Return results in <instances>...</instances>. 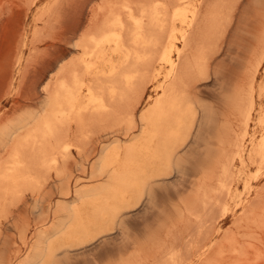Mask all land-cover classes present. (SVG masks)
<instances>
[{
	"label": "bare ground",
	"instance_id": "bare-ground-1",
	"mask_svg": "<svg viewBox=\"0 0 264 264\" xmlns=\"http://www.w3.org/2000/svg\"><path fill=\"white\" fill-rule=\"evenodd\" d=\"M111 2L108 8L102 9L104 23H99L100 29L97 25L98 30L92 28L94 31L91 32L90 29V32L78 41L80 57H75L76 61L67 63L64 70L56 73L55 81L48 82L44 87L46 97L41 114L33 119V123L28 127L26 126L29 124L20 123L19 126L0 132V139L13 141L5 160L0 164V206L4 207L7 200L25 196L24 191H42L41 187L46 180L51 179L52 172L58 178L63 177L66 168L60 169V164H64L63 161L72 156L73 149H80L78 141V144H75L71 140L73 135L78 137L75 133L80 129H74L75 133L69 138L59 131L60 127H84L80 133L85 135V124L92 120L87 119V116L108 115L116 123L124 121L132 132L126 134L123 145L120 144V139L114 141L112 146L103 145L92 162L91 178L95 181L103 179L104 183L72 190L65 181L70 178L64 180V177L61 180L64 185H60V196L72 198L66 206L56 208L64 213V219L52 228V231L39 232L37 243L20 264L52 263L57 253L67 251L76 243L83 244L97 235L110 232L125 213L135 206L132 205L133 202L138 203L143 197L150 196L152 185L162 180L161 175L165 169L177 166L178 153L191 137L198 121L199 106L196 100L194 102L192 99V91L200 81L210 75L212 59L218 51L220 52L217 47L220 48L219 43L225 39L234 23L241 0ZM50 8L51 5L47 10L52 13ZM43 14L45 15V12ZM253 41L254 45L241 78L234 86L228 101V119L233 120L232 123L240 128L241 134L242 131L247 132L253 124L254 127L260 128L259 135L252 133L253 136L247 144H243L241 136V139L238 138L234 128L220 129L222 132L221 135L218 134L214 158L200 171L201 176L197 177L198 181L194 184L195 188L190 192V196H187L188 200L183 201L184 205L176 209L177 217L165 231L164 238L159 243L155 241L157 244L154 246L153 243L149 245L160 256L154 258V264H214L213 255L219 254L223 245L230 240L227 235L215 243L211 233L213 226L221 221L226 213V197L232 198L234 195L231 194L232 161L237 158L241 166L249 162L256 166L258 170L254 178H257L259 171L261 173L264 168V111L258 109L257 103L264 94V86L258 84L260 70L264 64V22L253 35ZM146 85L152 87L149 95ZM144 101L143 108L136 112ZM117 103L126 105L120 109L115 106ZM225 125L232 128L226 123ZM22 130L21 135H17V131ZM90 131H87L88 134H91ZM134 131H138V134L134 135ZM67 133L66 135H69ZM40 170H43L44 178ZM49 172L51 174L48 178L46 176ZM245 178L249 179L247 175ZM192 184L189 185V190ZM244 187L245 198L234 205L243 209L239 222L245 221V229L256 233L258 228L264 230V187L263 191L260 189L261 192L256 193L255 198L258 200L255 199L254 202L257 204L251 202L255 205L250 203L248 206L247 198L253 194L254 188L250 184ZM33 192L29 193L33 195ZM37 199L40 198L34 199L35 202ZM38 202L40 201L37 200ZM13 206L15 207V204ZM3 215L0 208V220ZM191 224V227L194 226L191 228V234L181 230L182 226ZM235 224L238 226L237 222ZM254 237L257 242L260 240L258 236L254 235L253 239ZM230 242L234 243L235 240ZM249 246L245 250H248ZM240 248L244 250L243 246ZM222 250L224 254L225 250ZM139 258L141 254L120 264H143L141 261L146 260L139 261Z\"/></svg>",
	"mask_w": 264,
	"mask_h": 264
},
{
	"label": "rangeland",
	"instance_id": "rangeland-1",
	"mask_svg": "<svg viewBox=\"0 0 264 264\" xmlns=\"http://www.w3.org/2000/svg\"><path fill=\"white\" fill-rule=\"evenodd\" d=\"M111 1L113 0H59L58 2L57 0H0V132L13 126H19L20 123L29 124L26 126L28 127L33 123V119H36L41 114L46 97L44 87L48 82L55 81L56 73L64 70L67 63L76 61L75 57H80L81 52L78 50L77 45L82 40V36H85L87 32L96 31L98 27L100 29L104 23V11L102 9L108 8L111 5L110 3H112ZM50 5V10H53L52 13L50 12L51 14L47 10ZM263 8L264 0H241L234 23L228 30L225 39L219 43L220 48L217 47L220 52L218 51L214 56L215 58L212 59L210 75L207 79L200 81L192 91V99L194 102L196 100L199 106V116L191 137L183 146L184 148L178 153L177 166H172L170 169H165L162 172V180L152 185L150 196L143 197L138 203L133 202L132 205L135 204V206L125 213L119 220V225H116L117 227L115 226L110 232L104 235H97L83 244L78 245L76 243L77 245L75 244L68 248L65 252L57 253L54 261L48 264H120V262L137 254H141L139 261L146 259L141 261L143 264H154L156 260L154 258H160L159 254L151 249L152 246L149 245L153 243L154 246L164 238L165 231L177 217L176 209L184 205L183 201L186 202L187 196H190V192L195 188L194 184H196L197 179L201 176L200 171L206 168L214 158L216 146H218V134L221 135L220 132H222L223 128L230 130L234 128L238 138L241 136L242 139H240L243 144H247L249 138L254 133L256 136L259 135L260 128L254 127L253 124L246 130L247 132L244 131V133L241 130V134L240 128L234 122L232 123L233 120L229 121L230 105L228 101L232 95L234 86L241 78L244 65L254 45L253 35L264 22ZM43 12H45V15ZM97 25L99 26L97 27ZM92 28L95 29L93 30ZM258 84L264 86V64L260 70ZM148 86L146 85V87ZM141 90L142 88H140L139 92ZM151 90L152 87H148L147 95L151 94ZM263 96L257 102L258 109L261 112L264 111ZM125 105L123 103L115 104L120 109L124 108ZM144 105L145 101L137 108L136 112L140 111ZM88 117L87 119L92 118V120H89L85 124L87 126L84 130L86 128L88 132L91 130V134H88L86 131L85 135L87 137L80 133L84 127L78 128V126L71 125L66 128L63 126L69 133L60 127L59 131L69 138L75 133L74 129H80L75 133L78 137L73 135L71 140L75 144L79 143L78 145H82L81 147L79 146L80 149L77 151L76 149L72 150L71 154L73 157L71 156L66 161H63L65 165L63 163L60 164V169L64 168L65 170L66 168L64 173L63 169L61 170L63 177L58 178L53 172L52 175L49 172L46 177L49 178L50 175L51 179L44 182L43 187H41L42 191L39 189L34 191V193L28 190L34 193L32 195L26 190L27 192L24 191L25 196L21 195L17 199L15 197L10 200L11 202L7 200L4 207L3 205L0 206L4 214L0 220L1 264H7V262L8 264L22 263L37 243L39 232L52 231V228L64 219V213L57 209L66 206L72 200L71 197L62 198L59 194V189L64 185L61 182L64 177V180L71 179L65 181L67 185H70L69 187L72 190L78 187H95L104 183L103 179L95 181L91 178L90 168L92 162L96 159L103 145L112 146L117 139V141L120 139V144H125V136L132 132V130L127 128L128 125L126 126L124 121L123 123L122 121H118L117 123H121L117 124L108 115ZM87 119L86 121H88ZM91 122L93 123L91 124ZM225 123L228 127L232 126V128H227ZM220 124L226 127L221 128ZM140 129L141 126L139 125ZM125 131L127 132L125 133ZM21 132L23 130L17 131V135H21ZM134 132V135L138 134V131ZM66 133L69 135H66ZM62 134L61 137L63 136ZM244 134L245 136H243ZM81 137L82 139L80 140ZM12 143V140L6 138L0 139V164L2 160H5ZM231 166L233 173L231 194H234L232 198L234 196L236 198L237 196L239 199L226 197L224 201L226 213H224L222 220L213 226V232L211 230L212 239H216L215 241L213 240L215 243L221 241L220 239L225 238L227 235V238L229 237L228 239H230L229 243L226 242L225 246L223 245L222 247L225 250L224 254L221 249L222 252H219L221 255H213L215 258L217 257L216 259L214 258V264H264V230L258 228L259 231L252 233L250 230L245 229V221L239 222L243 209L234 205L245 198L246 190L244 186L247 184L253 185L254 188L253 194L247 198V206L251 202L255 203V199L256 201L258 200L255 198L256 193L264 190V168L261 170V173L259 171L257 178H254L258 169L250 162L245 166H241L239 160L235 158ZM39 172H42L41 175L43 176V170ZM237 172H240V175ZM65 174L67 176H64ZM246 175L250 181L245 178ZM190 182L193 184L189 190ZM238 194L239 196L242 194V197H239ZM36 198L42 199H37L40 201L37 203V200L36 202L34 200ZM14 199L17 201H13ZM8 201L11 205L12 203L13 205L15 204V207L13 205L11 207ZM253 203L251 205L257 204V202ZM49 204L51 208L53 207L52 209ZM172 204L173 206H171ZM6 205L9 206L8 209ZM51 210L54 211L52 212ZM51 213L54 214L52 215ZM5 217L9 218L6 219ZM234 222H237L238 226ZM191 226L192 224L182 226L181 230L186 234L188 232L191 234L193 232L191 228L194 227ZM233 227L236 228L234 229ZM218 229H220V232ZM157 230L160 232H157ZM228 230H230V233ZM223 233H225L224 236ZM231 233L233 237L230 235ZM250 235L258 236L257 238L260 239L258 241L259 244H263H257L256 238L254 237L253 239V236ZM243 236L246 238L244 239ZM51 240L54 241V238ZM234 240V243L230 242ZM24 241H26V244ZM245 244L247 245L246 247ZM240 246H243L244 248L242 249L244 250L249 246L250 250L248 249L244 252ZM240 253L242 257H240ZM147 255H149L148 258ZM218 255L220 259L222 258L221 260L218 259ZM216 260L217 262H215Z\"/></svg>",
	"mask_w": 264,
	"mask_h": 264
}]
</instances>
